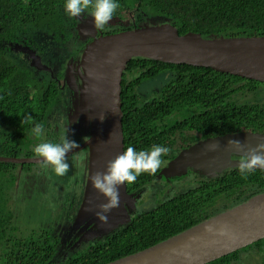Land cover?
<instances>
[{
  "label": "trees",
  "instance_id": "1",
  "mask_svg": "<svg viewBox=\"0 0 264 264\" xmlns=\"http://www.w3.org/2000/svg\"><path fill=\"white\" fill-rule=\"evenodd\" d=\"M65 0H0V157L33 158L37 143L53 141L48 123L61 99L56 79H36L32 72L13 62L10 52L18 45L30 48V31L46 27L66 41ZM114 26L104 35L131 30L142 23L170 24L179 36L202 38L264 37V0H119ZM131 13V14H129ZM130 23L125 25L126 21ZM70 37V36H69ZM13 47V48H12ZM13 50H12V49ZM83 47L79 49V53ZM171 79L158 94L143 100L138 87L161 74ZM264 83L222 74L211 69L172 65L136 58L126 66L121 81L124 151L154 144L171 151L155 175L138 177L126 185L127 194L138 195L157 180L176 151L199 140L253 132L264 134V104H243V96L257 97ZM43 123L42 138L30 134ZM70 158H73L71 156ZM33 165H23L22 171ZM16 164L0 162V264H52L58 240L44 231L22 236L15 224L9 192L16 185ZM194 175V174H192ZM183 177V176H181ZM181 177L170 178L181 181ZM264 193V170L247 178L238 168L213 178L190 182L182 193L159 202L149 211L136 213L130 222L89 244L61 264H108L143 251L180 234L198 223ZM9 194V195H8ZM256 255L264 264V239L209 264H241L245 255Z\"/></svg>",
  "mask_w": 264,
  "mask_h": 264
},
{
  "label": "water",
  "instance_id": "2",
  "mask_svg": "<svg viewBox=\"0 0 264 264\" xmlns=\"http://www.w3.org/2000/svg\"><path fill=\"white\" fill-rule=\"evenodd\" d=\"M79 34L85 32L80 31ZM89 36L92 40L83 48L76 69L83 87L80 108L86 125H89V137L69 153L68 158L87 150L86 180L77 223L87 222L99 233H111L130 222L125 208L133 209L132 195L127 194L126 185L122 186L120 206L108 213L107 222H102L96 213L107 201L93 188L91 177L96 172L105 171L108 162L124 152L120 95L127 64L132 59L142 58L211 69L264 83V37L215 39L193 33L179 36L170 24L148 23L116 34L99 33L95 36L90 33ZM14 49L27 52L31 65L36 69L49 71L28 47L18 45ZM66 75L68 79L65 81L69 83V68ZM99 116H104V119L101 121ZM231 140H239L241 147L230 144ZM258 143H264V134L239 132L209 138L180 151L160 174L181 177L187 171H195L213 178L225 170L238 168L239 162ZM40 159L0 157V162L21 168L23 165L41 164ZM209 226L227 228L230 235L215 236L207 231ZM263 239L264 193H261L163 242L108 264H209Z\"/></svg>",
  "mask_w": 264,
  "mask_h": 264
},
{
  "label": "rangeland",
  "instance_id": "3",
  "mask_svg": "<svg viewBox=\"0 0 264 264\" xmlns=\"http://www.w3.org/2000/svg\"><path fill=\"white\" fill-rule=\"evenodd\" d=\"M63 19L64 35L68 37L66 41H62L64 38L62 35L56 41L54 33H49L46 27L34 28L27 35L32 38L30 39L32 44H29L30 48H28L35 53V56L41 60L42 66L47 67L49 71L38 70L33 67L30 55L25 51L15 50L12 47L14 51L9 54L13 62H19L23 68L31 71L36 79H52L61 73L63 75L61 85L64 86L66 85L65 80L68 79L66 71L68 68L71 70L73 66L78 64L81 54L79 49L86 42V37H83V34H79V32L90 30L94 34L96 29L88 12L77 18H71L64 13ZM114 21L112 19L105 28L114 26ZM128 23H130V20L124 24L128 25ZM75 77L77 78V76ZM73 79L75 78L73 77ZM170 79V74H161L154 80L142 83L138 87V93L141 94L143 100H146L150 96L158 94ZM64 88L61 91L60 102L53 109L48 120L51 125L53 142H59V137L65 130L70 103L73 100L72 95H74V102L79 106L82 105L83 87L81 83L76 87V92L70 86ZM241 103L264 104V88L260 89L257 97L243 96ZM76 133L75 129L70 130L69 139L78 142L86 137V133ZM68 162L71 168L68 174L63 177L56 176L51 172V169H45L41 164H35L26 171H21L20 168H17L15 170L17 176L16 185L9 192L10 195L8 194L11 209L15 214V224L19 229L20 235L25 236L32 232L44 231L58 240L57 253L52 264L63 263L74 253L85 249L88 244L103 240L105 237V235H101L98 238H90V236L89 238H82L79 235L82 224L77 223L76 216L82 196L80 195L81 187L78 188L77 192V185L82 181L83 171L86 168V158L83 151L74 154L73 159L68 158ZM187 172L186 175L181 177V181H171L170 178H174L172 175L167 173L160 174L154 184L147 186L138 195H132L133 197L130 199L134 201L133 209L125 208L130 218L136 213L151 210L159 202L169 197L182 193L190 187L191 181L205 177L195 171ZM241 264H261V261L258 256L250 254L244 256Z\"/></svg>",
  "mask_w": 264,
  "mask_h": 264
},
{
  "label": "clouds",
  "instance_id": "4",
  "mask_svg": "<svg viewBox=\"0 0 264 264\" xmlns=\"http://www.w3.org/2000/svg\"><path fill=\"white\" fill-rule=\"evenodd\" d=\"M64 12L71 18L80 17L85 12L92 17L93 26L102 31L114 18L120 8L119 0H65ZM101 121L104 116H99ZM46 133L43 123H35L30 134L42 138ZM230 144L241 147L239 140H231ZM80 147L75 140L69 139V129L65 128L59 137V142H40L33 148L34 155L41 158L40 163L45 169L58 177L68 174L71 165L68 162V154ZM171 149L165 145L154 144L148 149L137 150L133 146L126 148L114 160L108 162L106 170L96 172L91 177L93 188L103 195L106 203L100 205V211L96 213L98 219L107 222L108 213L120 206V188L125 185L135 184L142 174L155 175L164 163L163 157L170 153ZM257 169L264 170V143H258L255 148L250 149L238 164L241 177L253 174ZM208 232L218 237L230 235L227 228L216 229L209 226Z\"/></svg>",
  "mask_w": 264,
  "mask_h": 264
},
{
  "label": "flooded vegetation",
  "instance_id": "5",
  "mask_svg": "<svg viewBox=\"0 0 264 264\" xmlns=\"http://www.w3.org/2000/svg\"><path fill=\"white\" fill-rule=\"evenodd\" d=\"M103 31H105L104 29L102 30V31H100V30H96L95 32H94V34H93V32L92 31H86L85 32V34H83V37H86V42L84 43V45H83V48L89 43V42H91V40H92V38L91 37H89V34L90 33H92L93 35H95V36H98L99 35V33H102L103 34ZM87 33V34H86ZM104 35V34H103ZM88 38V39H87ZM83 50V49H82ZM82 52V51H81ZM80 52V53H81ZM76 69H77V65L76 66H73L72 67V69H71V78H70V81H69V83L68 82H65L66 83V85H61V81H63V75H62V79L58 82V84H59V86H60V89H61V91H63V89H65L64 87H68V86H70L73 90H77L76 89V87L78 86V84H80L81 82H80V80L78 79V77L76 78L75 76H77V75H74L75 73H76ZM65 72V71H64ZM73 77L75 78V79H73ZM52 79H56V78H52ZM72 79V80H71ZM72 97H73V100H72V102L70 103V109H69V113H68V115H67V122H66V126L64 127V128H66V127H68V129H69V132H70V130H74L75 129V131L77 132L76 134H79L80 132H82L83 134H85L86 133V137L84 138V139H82V140H80V141H78V143L79 144H82L83 142H85L87 139H88V137H89V125H86V123H85V119L83 118V113H82V110H81V108H80V106L78 105V104H76L75 102H74V95H72ZM74 102V103H73ZM204 140H206V139H203V140H199V141H197V142H200V141H204ZM196 142V143H197ZM194 145V144H193ZM190 147V146H189ZM188 147V148H189ZM186 149V148H185ZM182 150H184V149H182ZM182 150H179V151H176V155L180 152V151H182ZM83 154H84V156H85V158H86V162H85V164H86V168L84 169V171H83V175H82V181L79 183V185H77V192H78V188H80L81 187V196H82V192H83V190H84V187H85V180H86V169H87V150L85 149V150H83ZM73 158H74V155H73ZM73 158H70V159H73ZM170 162V161H169ZM169 162H167L166 163V165L169 163ZM165 165V166H166ZM20 168V167H19ZM22 168V167H21ZM20 168V170L22 171V169ZM82 185V186H81ZM76 187V186H75ZM83 189V190H82ZM78 194V193H77ZM75 195H76V193H75ZM130 195V194H129ZM131 195H133V194H131ZM133 196H135V195H133ZM133 196H131V198L133 197ZM81 202H82V200H80V204H81ZM82 227H81V229H80V231H79V235L82 237V238H89V236H90V238H98V237H100L101 235L103 236V235H108V233H104V232H101V233H99L94 227H93V225H88V223L87 222H83L82 223V225H81ZM125 226V225H124ZM120 227V226H119ZM119 227H117L116 229H118ZM83 229V230H82ZM94 232H96V235H94L93 233ZM89 245V244H88ZM87 245V246H88ZM77 253V252H76ZM75 254V253H74ZM72 256V255H71ZM70 256V257H71Z\"/></svg>",
  "mask_w": 264,
  "mask_h": 264
}]
</instances>
